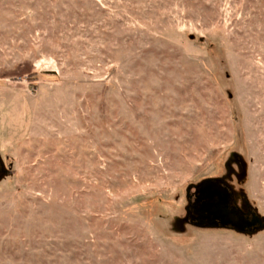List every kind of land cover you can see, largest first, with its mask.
I'll return each instance as SVG.
<instances>
[{
    "label": "rangeland",
    "instance_id": "1",
    "mask_svg": "<svg viewBox=\"0 0 264 264\" xmlns=\"http://www.w3.org/2000/svg\"><path fill=\"white\" fill-rule=\"evenodd\" d=\"M0 264H264V0H0Z\"/></svg>",
    "mask_w": 264,
    "mask_h": 264
},
{
    "label": "flooded vegetation",
    "instance_id": "2",
    "mask_svg": "<svg viewBox=\"0 0 264 264\" xmlns=\"http://www.w3.org/2000/svg\"><path fill=\"white\" fill-rule=\"evenodd\" d=\"M217 182L223 184L227 189V192L223 193L222 191H219V193L208 192L202 194L198 191V188L193 194L194 210L190 215L192 220L202 224L220 225L218 220L212 219V213H210V210L216 207L224 211L233 212L235 217L242 218L245 221L242 230H249L256 227L258 225L257 216L251 210H244L235 203L229 187L224 182ZM195 211L200 212L201 215L198 216ZM226 226L232 227L231 225Z\"/></svg>",
    "mask_w": 264,
    "mask_h": 264
},
{
    "label": "water",
    "instance_id": "3",
    "mask_svg": "<svg viewBox=\"0 0 264 264\" xmlns=\"http://www.w3.org/2000/svg\"><path fill=\"white\" fill-rule=\"evenodd\" d=\"M200 193H208V192H216L219 193V191L225 193L227 192V189L225 186L221 183H218L217 181H210L206 180L203 182L199 190ZM211 211V212H210ZM209 212L212 213V219L218 220L219 224L222 226L231 225L233 228L237 230H242V227L245 225V221L240 217H235L233 212H228L221 210L220 208L214 207ZM198 216H200V212L195 211ZM206 217V216H205Z\"/></svg>",
    "mask_w": 264,
    "mask_h": 264
}]
</instances>
